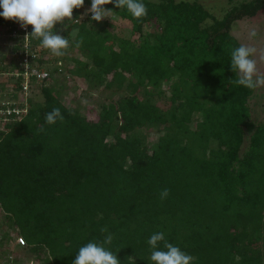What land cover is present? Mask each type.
I'll return each instance as SVG.
<instances>
[{"label":"trees","instance_id":"trees-1","mask_svg":"<svg viewBox=\"0 0 264 264\" xmlns=\"http://www.w3.org/2000/svg\"><path fill=\"white\" fill-rule=\"evenodd\" d=\"M229 1L222 17L198 0H142L140 19L105 5L128 22L125 36L90 12L77 22L91 7L85 0L54 29L69 40L66 55L50 59L43 48L32 64L55 68L33 76L27 92L14 55L20 24L0 16V75L16 83L0 82V109L20 111L0 115V255L21 236L15 262L23 254L28 263L72 264L81 246L110 233L105 247L120 264H154L147 240L163 232L191 264H264V120L252 119L256 89L234 84L230 67L243 44L233 23L264 11V0ZM157 22L158 32H145ZM67 57L72 65L59 63ZM64 68L85 81L87 104ZM89 104L99 108L93 119L83 112ZM53 108L64 119L47 124Z\"/></svg>","mask_w":264,"mask_h":264},{"label":"clouds","instance_id":"clouds-1","mask_svg":"<svg viewBox=\"0 0 264 264\" xmlns=\"http://www.w3.org/2000/svg\"><path fill=\"white\" fill-rule=\"evenodd\" d=\"M84 2L85 0H0V9H2L0 16L18 22L22 28L32 26V31L24 37L25 49L29 48L30 40L35 39L53 56L63 57L69 48V40L54 29L58 23L63 24L65 20H73V10L83 7ZM108 4H113L119 9L126 8L136 19L143 18L148 13L147 6L142 0H91V7L87 9V12L91 13V20L99 22L109 17L112 10L105 7ZM257 35L255 29L249 32L250 38H256ZM82 43L83 37L77 41L76 46L79 47ZM256 54L255 47L245 44L231 51L230 67L237 76L232 81L234 84L250 90L264 87V73H260L257 68V60L254 58ZM57 119L61 121L64 119L59 108H53L46 113L47 124H54ZM40 131H43V128ZM169 194L170 190L164 188L160 192V197L166 199ZM107 231L106 227L101 228V232ZM112 240L113 236L109 233L102 242L86 243L79 248L72 264H120L116 253L105 247L110 245ZM159 242H163V249H159ZM147 243L152 250L150 259L154 264H191L194 259L178 246L166 241L163 232L152 234Z\"/></svg>","mask_w":264,"mask_h":264},{"label":"rangeland","instance_id":"rangeland-1","mask_svg":"<svg viewBox=\"0 0 264 264\" xmlns=\"http://www.w3.org/2000/svg\"><path fill=\"white\" fill-rule=\"evenodd\" d=\"M157 1V0H156ZM193 1V0H192ZM201 2L204 6H206L215 16L222 17L224 15V12L228 10L232 3H230L229 0H198ZM90 7H84L82 11L80 12V16L78 18L79 22H82L83 19H85L88 15L87 9ZM105 19L111 20L113 23V27L111 28L114 32L119 33L120 35H129V24L127 21L122 20L119 16L113 15V13H109V17H105ZM65 26V25H64ZM255 29L257 31V37L256 38H250L249 32L251 30ZM144 30L146 33H153L159 31V23L154 25H146L144 26ZM232 33L238 37V39L245 45L253 46L257 49V54L254 57L257 60V68L260 73H264V11H261L257 16L254 17H244L240 20H237L233 23L232 26ZM41 46L38 48L40 49ZM42 48V47H41ZM43 50V48H42ZM41 50V51H42ZM81 56V54H78ZM48 57L52 59L54 57L52 54L48 53ZM6 62H10V58H6ZM59 63H65L66 65H72L73 62L70 59V57H67L65 61H60ZM45 68L51 70H54L55 63L51 62L44 65ZM62 76H66L69 78L67 84L68 88L71 86H74L76 83L79 86L78 92H76V97H79L82 95L83 88H85V81L82 78H79L76 76V79L73 81V79H70V72L65 71V68L63 71H60ZM0 82H8V87H11L12 83L10 81V74L4 73L0 75ZM10 82V83H9ZM87 96L82 95V101L84 104H87L86 100ZM250 105L252 110V119L254 121H261L264 120V87H259L256 89L255 94L250 99ZM83 112L88 114V117L93 119L97 117L99 108L96 105L89 104L87 108H83ZM2 124H0V127ZM2 128H0L1 130ZM247 137L250 136V133L246 135ZM158 135L156 132L151 133L149 140L155 141L157 139ZM248 143V139L246 140V144ZM9 245V250H7L5 253L12 254V249L18 248L16 237L14 236ZM19 249V248H18ZM1 252V248H0ZM18 252V251H17ZM20 252V251H19ZM6 254V255H8ZM5 255V254H4ZM27 256V255H26ZM24 256L23 254H20L19 257L22 259L23 262L29 261L28 258ZM28 263V262H27ZM42 264V263H40Z\"/></svg>","mask_w":264,"mask_h":264},{"label":"built area","instance_id":"built-area-1","mask_svg":"<svg viewBox=\"0 0 264 264\" xmlns=\"http://www.w3.org/2000/svg\"><path fill=\"white\" fill-rule=\"evenodd\" d=\"M20 29L22 30V33L19 35L20 37H23L22 41L20 40V44L21 47L16 50L14 52V55L17 56L20 60V65L22 67H24L23 72L21 73L23 78H24V83L23 85V90L25 92H27L30 88V82H31V78L33 76H36L37 79L40 80H44L46 79L49 75H50V70L45 68V67H38L35 64H32V60L37 58L40 54H41V50L42 48L40 47V49L38 48L40 45L36 46V47H32L31 45V40H30V46L29 48L25 49V39L24 37L30 33V29H31V25H28L27 28H22L19 25ZM17 32L18 31H14V33L12 34L13 36L17 37ZM12 44H14L12 42ZM30 54H29V53ZM61 64V63H60ZM61 70V69H60ZM10 74V73H8ZM15 74V73H14ZM17 75H19V73H16ZM8 83V82H7ZM10 83V82H9ZM16 86L15 82H12L11 87ZM16 112V113H20V111L17 108H11L8 107L7 110H3L0 109V115L3 116L6 114H11L12 112ZM3 120L5 122V118H0V121ZM17 243L24 245L26 243V240L24 237H18L17 238ZM0 264H40L38 261H35L33 263H26V262H15L13 259L12 254H8L7 256L2 254L0 255Z\"/></svg>","mask_w":264,"mask_h":264}]
</instances>
